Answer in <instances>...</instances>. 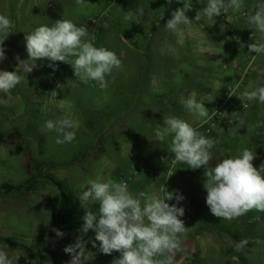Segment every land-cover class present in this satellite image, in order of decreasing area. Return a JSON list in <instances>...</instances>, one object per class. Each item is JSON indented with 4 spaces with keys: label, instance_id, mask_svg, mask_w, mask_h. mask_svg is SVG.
<instances>
[{
    "label": "rangeland",
    "instance_id": "374dc122",
    "mask_svg": "<svg viewBox=\"0 0 264 264\" xmlns=\"http://www.w3.org/2000/svg\"><path fill=\"white\" fill-rule=\"evenodd\" d=\"M191 2L192 9L186 15L194 20L196 11L206 6L207 0H202L201 3L198 0ZM116 3L118 4L115 5ZM181 7L183 0H172L171 4L167 0H85L83 5H78L76 0H0V14L9 17L14 23L13 32L4 42L6 59L0 62V70L16 71V57L19 56L21 60L28 58L25 34L40 25L51 26L57 19H69L77 26H86L89 38L94 37V45L114 51L124 66L122 71L114 70V82L109 78V87L102 90L94 81L87 85L82 83L75 77L69 63L55 62L50 67L52 62L42 59L36 61L37 66L28 74L18 70L25 78L10 93H0V121L8 126L14 120L11 122V130L10 126L0 129V237L9 238L19 232L25 237L24 242H28L37 232V222L44 221L47 215L44 212V201L41 200L42 194H35L30 197L27 209L22 213L26 223L18 224L10 211L18 196L11 191L13 184L19 182L17 185L22 186L20 181L28 180V184H24L31 186L36 182H45L47 178L57 181L58 177L68 181L69 176H72L71 172L79 177L81 192L86 189L89 179L100 177L102 180L115 181L111 173L103 177L101 167L95 163L90 165L84 157L89 148L95 155L100 153L103 132L112 136L123 135L121 128H126L127 119L138 104H141L136 96L158 87L156 91L166 90L169 93L167 101L180 102L181 98L186 97V90H190L195 84L188 77H212L214 73H218L217 69L229 77H236L228 87L238 81L231 65L236 58H241V53L235 50L219 16L214 17L213 21H193L191 27L185 29L182 39L165 30L164 26L171 18L172 11ZM137 9L138 14H142L141 24L126 21L125 13ZM251 9L250 6L244 8L248 11ZM150 14L153 16L148 19L147 15ZM219 49L223 50L221 60L216 59ZM228 49L232 51L229 57ZM200 55H205L204 61L209 66L202 65L198 68L196 63L201 58ZM188 61L193 63L186 66ZM223 90L224 88L220 92ZM48 93L52 96L55 93L57 96L49 100L46 98ZM235 99L236 97L228 108L235 118L255 112L247 133L242 137L235 136L239 141L238 150L252 143L256 156L253 165L258 169L259 164L263 163L264 104L254 105L248 100V107L243 108ZM43 104L52 112L47 115L48 118L40 114ZM80 112L91 118L86 125L90 129L76 131V138L72 143L57 144L55 141L58 134L55 131H49L48 134L44 128L45 122L56 120L66 113L78 117ZM27 117L28 126L25 122L21 126L18 121ZM38 121L40 123L33 124ZM106 123L110 124V129H100ZM258 123L261 125L259 128L255 127ZM230 135L223 138L229 146L232 139ZM88 139H92L91 145L79 148V143ZM131 139L132 137H127L129 142ZM107 156L109 159L118 156L117 145L110 147ZM61 159L65 161H59ZM77 164H80V169L74 168ZM22 191L20 189L19 192ZM76 205L77 202H74L72 209L68 210L64 221L66 226L85 213ZM252 214L262 217V213L255 210H252ZM262 218L254 224L255 231L264 229V217ZM48 233L50 230H47ZM66 233L67 237L63 236L59 247L52 240L43 247L37 241L26 248L35 264H63L70 255L64 252V248L74 244V236L78 235L75 228ZM6 246L7 243L0 241V248L6 250ZM53 246L55 248L51 250ZM9 257L13 264H24L10 253Z\"/></svg>",
    "mask_w": 264,
    "mask_h": 264
},
{
    "label": "clouds",
    "instance_id": "9594fccd",
    "mask_svg": "<svg viewBox=\"0 0 264 264\" xmlns=\"http://www.w3.org/2000/svg\"><path fill=\"white\" fill-rule=\"evenodd\" d=\"M167 2L171 4L172 0ZM76 3L83 5L85 0H76ZM253 7L254 13L249 14L244 11V0H207L206 6L197 10L192 20L186 15L192 9V2L183 0V7L172 11L164 28L182 39L193 21H213L214 17L229 11L241 13L250 28L259 34L257 42L247 45L249 53L264 54V2ZM138 13V9L128 10L125 20L141 24L142 14ZM13 27V21L0 14V62L6 59L4 42ZM24 39L28 58L16 57V71L0 70V93H10L25 78L18 70L28 74L37 66L36 61L42 59L52 62L50 67L55 62L69 63L82 83L87 85L94 81L102 90L109 87V78L114 82V70L119 72L124 67L114 51L94 45V37L89 38L86 26H77L69 19H57L51 26L40 25L25 34ZM237 63L236 58L232 64ZM242 97L264 104V81L251 91L245 90ZM180 102L195 121L207 123L211 119L204 101H198L194 92ZM243 107L248 105L243 104ZM260 126L258 123L255 127ZM78 127V122L67 113L56 120H47L44 125L46 130L58 134L55 142L59 145L72 143ZM154 134L160 142L171 138L168 151L174 155L175 162L186 164L192 170L204 168L205 201L213 216L232 221L252 210L264 213V163L259 169L254 167L252 162L256 156L252 149L244 148L240 155L226 158L223 153L215 156L212 149L219 140L206 137L198 127L176 116H164L163 126L155 124ZM78 195L85 215L75 243L64 248V252L71 255L68 264H88L95 258V254L86 249L87 241L84 240L89 230L95 233L92 246L97 247L96 242H99L100 253H120L111 264H179L176 255L184 252V241L190 230L181 219L185 209L177 206L184 200L182 194L166 190L159 194L140 191L134 195L126 182L97 177L89 179L86 189ZM173 199L175 204L166 202ZM89 202L98 205L97 212L85 207ZM53 231L58 237L64 235L58 229ZM248 243L247 239L237 242L235 251L242 252ZM0 264H13L3 248H0Z\"/></svg>",
    "mask_w": 264,
    "mask_h": 264
},
{
    "label": "crops",
    "instance_id": "0c3cea01",
    "mask_svg": "<svg viewBox=\"0 0 264 264\" xmlns=\"http://www.w3.org/2000/svg\"><path fill=\"white\" fill-rule=\"evenodd\" d=\"M261 2H264V0H244L245 6H250L252 9L254 8V5ZM152 16L153 15L151 14L147 15V18L151 19ZM222 52L223 50L219 49V55L216 59L221 60V56L223 55ZM228 52L229 57L232 51L228 49ZM224 53H227L226 50H224ZM200 56L201 58H198L196 63L198 68L200 66L202 67V65L209 66L208 63L206 64L204 61L206 60V57H204L205 55ZM262 58L263 62L259 64L260 70L254 76L255 79L252 77L245 81L240 93L236 96V103L241 105V103L246 102L248 105V100L246 98L243 99L242 97L243 92L245 90H253L257 83L264 81V56ZM192 63V61H188L186 66H190ZM217 72L218 73H214L212 77H188V80L195 84L191 86L192 88H190V90H186L185 98L194 92L196 94V99L198 101H204L205 107L210 111L215 104L217 96L222 93L234 79H236V77H229L227 74L219 71L218 69ZM157 88L149 92L145 91V93L136 96L141 104H138L136 110L127 119L126 128L123 129L116 126V128H121L124 131L122 136L118 134L117 136L114 135V137L108 132H103L104 135L101 138L103 140V144L100 147V153L95 155V152L89 148L84 158L90 165H92V163L99 165L103 171L102 173H104L103 177H105L104 175L109 176L111 173L115 181L118 182L119 176L124 173L123 171H129L138 161L156 164L159 156L172 154L168 151L171 138L168 137L165 141L160 142L156 139L154 134L155 124L162 127L164 116H176L182 118L192 123L193 126H197L202 123L200 121H195L191 114L183 107L181 102L170 103L167 101L169 93H167L164 89V91H156ZM223 88L224 90L220 92ZM56 96L57 95H55V93L53 96L49 93L46 94V98L49 100L51 97L55 98ZM249 102L254 105L259 104L256 100H249ZM44 105L45 104H43V106ZM228 108H230V106ZM228 108L226 109L225 116L221 120L219 129L216 131L214 136V139L219 140V144L212 149L215 156L219 157L220 154L223 153V157L225 158L241 154L243 149H237L239 141L236 139V136H244L255 117V112L252 111L244 117L238 118L236 116L235 118L232 116V113H230ZM50 113H52L50 109H47L44 106L42 107L40 114L48 118L47 115ZM184 113H187V115H184ZM71 117L79 124L77 131L90 129L86 125H88V121L91 118L87 117L86 114H83V112H80L78 117H74L73 115H71ZM15 120L17 121L18 119ZM11 122L7 126V123L4 124L3 121H0V129H3L4 126H10L9 130H11ZM19 122L21 126H24V122L28 126L29 119L28 117L25 119L21 118L18 123ZM37 123L40 122H34L33 124ZM102 128H104L105 131H108L110 129V124L106 123V125L100 126V129ZM234 129L236 130L235 134H233ZM46 131L49 134V131ZM225 135H230L232 138L230 146L223 140ZM127 137H132L131 142L127 140ZM91 140L92 139H88V141H82L81 143L78 142L79 148L84 145L90 146ZM262 142L264 143V137L262 138ZM251 144L252 143H248L247 146H249H246L245 148L252 149L253 146ZM114 145H117L118 156L109 159L107 152L110 147ZM261 157L264 163V149ZM59 161L65 160L61 159ZM261 164H259L258 167H260ZM74 168L80 169V164H77ZM204 171L203 167L192 170L188 168V165L182 164L176 174L168 181H149L144 179L132 185L129 188V191L135 195L140 191H151L159 194L162 191L167 190L170 192L175 191L184 196V200L177 204V206L185 209V215L181 217V219L184 220L185 226L190 228V230L188 231L187 237L184 241V252L177 253L176 255V260L179 264H264V229H262V231H255L253 229L254 224L263 219L262 217H264V213H262V217H257L252 214V211H249L246 215L232 221L220 220L213 216L210 213L205 201L207 193L203 188ZM71 174L72 176H69L68 181H64V178L61 179L58 177L57 182L76 195L77 208L80 211H85L84 207L81 205L78 195L81 193L79 186L80 182L78 180L79 177L72 172ZM27 182L28 180H24L22 182L20 181V184H23L24 186L17 185L19 182L11 185V191L16 192L18 196L16 199L17 201L13 203L14 208H11L10 211L14 214V218L18 224H25L26 220L24 219V215L22 213L27 209V204H29L28 201L31 199L30 197L35 194H42L43 198L41 200L44 201V212L47 214L46 218L44 221H36L37 232H35L30 241L28 240V242H24L25 237L19 232L4 239H11L14 241L13 244L5 242L7 243V249H5L8 251V254L10 253L13 257L23 261L24 264H35V261L30 259L26 248L35 244L40 236L47 230H50L48 240L50 242L52 240L53 242H56L57 235L53 229L60 230V226L55 224L56 215L58 214L59 192L54 185L47 181L36 182L32 184L30 188H28L29 186L27 185L25 186ZM17 186H19V188H17ZM20 189L23 191L19 192ZM166 202L171 205L175 204L176 200L173 199ZM88 206L89 208H94L93 210H98V205H95L94 202H89L85 205L86 208H88ZM84 215L85 213L83 212V214L77 218H81L82 216L84 217ZM65 218L67 219V216ZM79 230L80 228H75V231L78 233L77 236H74L76 239L80 235ZM63 233L64 237H67L66 231ZM94 238L95 233L93 230H89V232L84 236V240L87 241L86 249L95 254V258L89 261L88 264H111V261L114 258H118L120 256V253L115 251L111 255L100 253L98 250L99 242H96L97 247L94 248L92 246L91 241L94 240ZM244 239L249 241L248 245L242 252H236L235 244ZM54 248V246L51 247V250ZM70 260L71 255H68L63 264H68Z\"/></svg>",
    "mask_w": 264,
    "mask_h": 264
},
{
    "label": "built area",
    "instance_id": "2783aa9c",
    "mask_svg": "<svg viewBox=\"0 0 264 264\" xmlns=\"http://www.w3.org/2000/svg\"><path fill=\"white\" fill-rule=\"evenodd\" d=\"M244 11L252 14L254 13V8ZM219 20L231 38L235 50L241 53V58L237 59L238 63L235 66L232 64L238 81L217 96L213 108L209 111L211 119L207 123H202V126H200L201 124L195 126L206 137L211 138H214L216 131L219 129L220 122L225 116L226 109L233 104L234 98L240 93L245 81L254 77L259 72V64L263 62L262 57L264 56V54L256 55L255 53H249L247 45L257 42L259 35L250 28L244 15L229 11L226 15L222 13L219 16ZM254 55L256 56L255 60L252 59ZM243 104L246 103H241L242 107ZM182 164L174 161L173 154L159 156L156 164L138 161L129 171L119 176L118 182H126L129 188L144 179L166 182L176 174Z\"/></svg>",
    "mask_w": 264,
    "mask_h": 264
},
{
    "label": "trees",
    "instance_id": "16d2710c",
    "mask_svg": "<svg viewBox=\"0 0 264 264\" xmlns=\"http://www.w3.org/2000/svg\"><path fill=\"white\" fill-rule=\"evenodd\" d=\"M59 164H61V163H59ZM45 180L48 181L49 183H51L52 185H54L59 192L58 214L56 215L55 224L60 226V231L64 232V231H67V230H70L73 228H81L82 224H83V216L81 218L74 219V221L72 223H70V225H68V226H66L64 224L65 217L68 216V210H71L73 203L77 202L75 195L71 191H69L67 188H65L63 185H61L59 182H57L56 180L51 179V178H47ZM27 184H28V182H27ZM28 188H30V186ZM76 207H77V205H76ZM90 209L93 212L98 211V210H93L94 208H90ZM48 234L46 231L40 236V238L38 239L40 246L43 247V246L47 245L48 243H50V241L48 240ZM63 236L62 237L57 236V239L55 242V243H57V247L60 246V243L64 238ZM59 240H60V242H59ZM0 241L7 242L9 244L14 243V241L11 239L0 238ZM29 257H30V259L34 260L32 255L29 254Z\"/></svg>",
    "mask_w": 264,
    "mask_h": 264
}]
</instances>
